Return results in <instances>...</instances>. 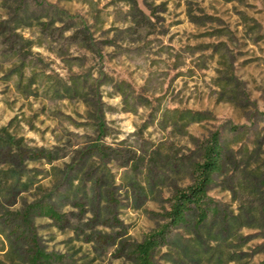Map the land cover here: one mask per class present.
I'll use <instances>...</instances> for the list:
<instances>
[{
    "label": "rangeland",
    "instance_id": "1",
    "mask_svg": "<svg viewBox=\"0 0 264 264\" xmlns=\"http://www.w3.org/2000/svg\"><path fill=\"white\" fill-rule=\"evenodd\" d=\"M213 133L153 264H264V0H0V264H132Z\"/></svg>",
    "mask_w": 264,
    "mask_h": 264
},
{
    "label": "trees",
    "instance_id": "2",
    "mask_svg": "<svg viewBox=\"0 0 264 264\" xmlns=\"http://www.w3.org/2000/svg\"><path fill=\"white\" fill-rule=\"evenodd\" d=\"M199 160L192 164V183L184 190L177 191L171 198L169 208L163 219L166 223L143 237L139 243H134L130 249L132 264H153V256L164 241L166 234L172 228L187 224V216L197 213L196 226L203 224L210 212L207 190L212 179L221 171L223 148L219 143V134L213 133L209 140L199 147ZM46 217L58 220L51 208L36 207ZM30 214V212H28ZM56 258L40 250L31 251L24 264H51Z\"/></svg>",
    "mask_w": 264,
    "mask_h": 264
}]
</instances>
